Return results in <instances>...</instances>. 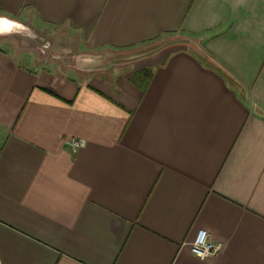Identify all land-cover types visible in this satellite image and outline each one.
Wrapping results in <instances>:
<instances>
[{"label": "crops", "instance_id": "1", "mask_svg": "<svg viewBox=\"0 0 264 264\" xmlns=\"http://www.w3.org/2000/svg\"><path fill=\"white\" fill-rule=\"evenodd\" d=\"M0 15L101 60L132 52L123 70L0 50L1 264H264V0H0ZM201 229L220 245L205 258Z\"/></svg>", "mask_w": 264, "mask_h": 264}, {"label": "rangeland", "instance_id": "2", "mask_svg": "<svg viewBox=\"0 0 264 264\" xmlns=\"http://www.w3.org/2000/svg\"><path fill=\"white\" fill-rule=\"evenodd\" d=\"M2 16V15H0ZM22 23V28H12V26L0 33V50H5L14 54L20 60H24L27 64L37 60L43 62H51L60 67L73 66L82 69H94L100 66L108 68L123 67L120 69L127 70V58L130 51L116 52L115 59L112 55L107 60H101L99 54H88V52L80 47L77 38L69 35L65 30L58 27L38 26L31 20ZM184 36L180 34H170L163 36L154 44H166L172 42L177 45L181 43ZM113 60V61H112ZM107 67V66H106Z\"/></svg>", "mask_w": 264, "mask_h": 264}, {"label": "built area", "instance_id": "3", "mask_svg": "<svg viewBox=\"0 0 264 264\" xmlns=\"http://www.w3.org/2000/svg\"><path fill=\"white\" fill-rule=\"evenodd\" d=\"M75 144L79 142H74ZM220 245L209 239L206 230L201 229L197 232L194 240L190 244V250L193 255L199 258H205L217 253ZM1 264V260H0Z\"/></svg>", "mask_w": 264, "mask_h": 264}, {"label": "water", "instance_id": "4", "mask_svg": "<svg viewBox=\"0 0 264 264\" xmlns=\"http://www.w3.org/2000/svg\"><path fill=\"white\" fill-rule=\"evenodd\" d=\"M7 19V20H11V21H13V22H15L16 23V25H13L12 26V28L10 29V30H12L13 28H22V23H19V22H17V21H15V20H12V19H10V18H7V17H5V16H0V28H1V26L4 24V22H3V19ZM18 24V25H17ZM10 30H8V31H10ZM8 31H0V33H6V32H8Z\"/></svg>", "mask_w": 264, "mask_h": 264}]
</instances>
